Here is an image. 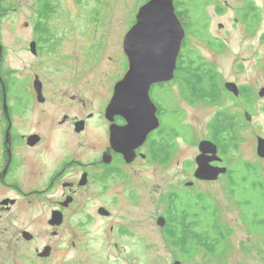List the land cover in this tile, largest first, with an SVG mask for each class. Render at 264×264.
I'll use <instances>...</instances> for the list:
<instances>
[{
    "label": "rangeland",
    "instance_id": "rangeland-1",
    "mask_svg": "<svg viewBox=\"0 0 264 264\" xmlns=\"http://www.w3.org/2000/svg\"><path fill=\"white\" fill-rule=\"evenodd\" d=\"M48 1L53 13L49 20L44 18L43 21L47 25L48 20L55 40L59 39V43L54 44L59 46L53 54L47 53L45 59L33 57L30 41L34 35L24 26L29 16L36 17L40 13L41 6L32 10L30 0L4 1L10 11L1 21V28L14 49L10 60L19 69L31 70L33 63L43 64L47 97L52 105H81L71 99L74 96L89 105H105L113 96L112 82L122 72L123 41L131 30L128 27L148 0ZM208 1L206 16L197 14L196 8L191 7L189 17L182 18L187 34L186 47H182L180 57L186 60L200 57L216 71L221 96L215 103L210 97L191 103L180 82L176 81L168 86L170 96L165 90L152 91L153 101L163 105L169 113L164 123L166 131L168 128L165 135L167 153L161 151L155 161L122 168L116 179L117 202L111 206L113 217L91 220L85 229L77 231V238L67 231L64 238L58 240L64 249L55 251L51 264H173L178 260L182 264H264V211L258 219L260 225L253 226L244 204L239 201L242 210L232 198L230 175L218 181L195 183L192 190L206 193L220 209L217 220L227 238L220 244L217 256L195 247L194 253L185 258L167 236L172 219L170 195L174 191L186 193L190 188L185 184L196 182L198 146L209 139L216 115L223 114L224 120H228L241 114L244 123L235 131L237 146L228 145L233 144L231 133L224 134L227 154L223 155L220 147L219 154L225 159V166L233 170L239 163L247 162L259 168L264 179V159L257 152L258 137L264 138V110L260 107L264 105V98L259 97V91L264 88V0ZM249 3L255 5L260 17H250L244 11ZM12 8H16V12H12ZM12 27L17 28L14 42L11 40ZM228 82L235 83L240 90L247 88L253 96L251 92L248 95L240 92L236 97L226 90ZM242 94L247 99L252 97L248 105H257L253 111L255 117L249 124L244 118L242 105L247 104ZM174 109L179 113H174ZM172 127L178 136L171 132ZM101 133V128L93 124L90 134L85 136L101 141ZM85 152L92 153L91 150ZM41 214L39 208L30 209L28 221L18 223L17 231L36 223L35 230L42 229L46 233L48 227L45 217L40 218ZM161 218L166 220L164 228L158 223ZM111 226H115L117 232L111 231ZM215 232L213 238L217 235ZM73 241L77 242L75 249L71 246ZM15 260L6 259L9 263ZM16 261L18 264L28 262L25 258Z\"/></svg>",
    "mask_w": 264,
    "mask_h": 264
},
{
    "label": "flooded vegetation",
    "instance_id": "flooded-vegetation-1",
    "mask_svg": "<svg viewBox=\"0 0 264 264\" xmlns=\"http://www.w3.org/2000/svg\"><path fill=\"white\" fill-rule=\"evenodd\" d=\"M4 1L0 0V264H18L16 260L22 258L28 260L25 264H51L55 251L63 248L58 240H62L67 231L77 238V231L85 229L91 220L113 217L111 206L117 202L118 173L122 168L154 159L151 144L155 135L164 129L167 112L163 105L153 101L160 128L149 135L144 146L136 151L134 161L128 163L122 154L113 150L111 130L114 125L122 128L130 122L140 123L144 113L129 114L124 118L108 111L116 84L129 70L125 51L122 72L112 82L113 96L105 105H89L77 96L71 99L81 105H52L47 97L43 64L33 63L31 70L19 69L10 60L14 49L6 41L1 28V21L10 11ZM177 2L174 0L176 12L182 20ZM17 3L19 5V1ZM38 5L41 6L40 13L36 17L29 16L24 26L34 35L30 41L33 57L45 59L47 53L58 50L59 44L54 43H59V39L55 40L48 25L52 5L48 0H30L32 10H37ZM17 11L19 13V9ZM12 12H16V8H12ZM44 18H48L47 25ZM135 24L136 19L128 30ZM10 30L14 42L17 28ZM175 81L176 78L169 83L153 85L150 95L156 89L165 90ZM38 87L42 91L40 98ZM250 92L242 90L245 95ZM242 107L245 114L249 111L252 114L249 113L250 119L244 115V121L249 124L255 117L253 111L257 105ZM260 107L264 110V105ZM240 117L241 114L232 118L243 125ZM93 124L102 130L101 141L89 140L90 136H85L90 134ZM213 165L226 167L225 159ZM229 171L228 168L227 174L219 179L228 177ZM36 208L42 212L40 218L45 217L46 233L42 229L35 230L36 223L17 231V224L28 221L30 209ZM115 229V226L110 227L111 231L117 232ZM76 243H71L73 249L77 248ZM115 247L118 248L119 244L116 243ZM8 257L16 260L9 263L6 261Z\"/></svg>",
    "mask_w": 264,
    "mask_h": 264
},
{
    "label": "water",
    "instance_id": "water-1",
    "mask_svg": "<svg viewBox=\"0 0 264 264\" xmlns=\"http://www.w3.org/2000/svg\"><path fill=\"white\" fill-rule=\"evenodd\" d=\"M186 34V29L176 12L174 0H150L140 8L136 24L125 37L124 51L129 60V70L116 84L108 111L124 118L129 114L144 113V119L140 123L130 122L122 128L114 125L111 130L113 150L122 154L128 163L134 161L136 151L144 146L149 135L160 128L156 115L157 107L150 91L153 85L169 83L176 78ZM225 88L236 97L240 96L241 90L235 83L228 82ZM38 94L40 98L41 87H38ZM259 96L264 98V88ZM246 117L250 119V114L246 113ZM198 149L200 154L195 161V180L218 181L221 175L227 174V167L213 165L214 162H223L219 156V146L215 142L203 140ZM257 152L259 157L264 159L262 137L258 138ZM195 183L187 182L185 186L191 188ZM158 223L164 228L165 218H161ZM173 264L182 262L178 260Z\"/></svg>",
    "mask_w": 264,
    "mask_h": 264
},
{
    "label": "trees",
    "instance_id": "trees-1",
    "mask_svg": "<svg viewBox=\"0 0 264 264\" xmlns=\"http://www.w3.org/2000/svg\"><path fill=\"white\" fill-rule=\"evenodd\" d=\"M199 1L178 0L177 4L180 9L182 8L179 15L182 18H187L191 12V7H195L197 14L204 16L205 7L209 6L210 3L208 0H204L201 3ZM244 11L250 17L257 18V15H259L254 4H248ZM206 27L208 29L207 25ZM214 41L219 42L215 39ZM183 46L186 47L185 42ZM176 74V82H180L183 93L191 103L203 102L206 100V97H210L211 102L215 103L221 96V90L216 81L217 72L211 69V67L209 68L207 63L200 57L195 56L186 60L181 56L178 61ZM242 90L247 91V88L244 87ZM165 91L170 96L168 86L165 87ZM243 99L247 105L251 104L249 102L252 101V97L247 99V97L243 96ZM173 112L179 113L175 109ZM167 114L169 113L167 112ZM234 121L235 119L232 117L224 120V115L219 114L216 115L211 125V133L208 140L215 142L220 147L223 155L227 154L225 133H231L230 142L233 144L228 143V145L237 146L239 143L238 139L234 137L233 129L236 131L237 128L243 125L238 121ZM167 131L165 126L163 131H160L158 134V138L152 141L151 154L154 161L157 160L161 151L167 153L165 149V135ZM171 132L178 136V132L174 127L171 128ZM228 175H230L229 185L231 189L229 190L232 193V198L238 203L240 201L244 204L246 211L252 217L253 226L260 225L258 219L262 214L261 212L264 211V179L259 172V168L253 164L243 162L239 163L233 170H230ZM192 190L193 187L186 193L174 191L170 195L169 201L172 219L171 225L168 227L167 236L173 246L178 247L185 258L194 253L195 247L204 248L210 254L217 256L220 244L227 238L221 228L222 225L220 224L219 226L217 220L220 209L206 193L199 191L194 193ZM215 231H217V235L213 238L212 234L216 233Z\"/></svg>",
    "mask_w": 264,
    "mask_h": 264
}]
</instances>
